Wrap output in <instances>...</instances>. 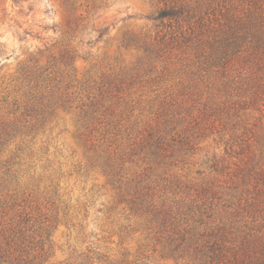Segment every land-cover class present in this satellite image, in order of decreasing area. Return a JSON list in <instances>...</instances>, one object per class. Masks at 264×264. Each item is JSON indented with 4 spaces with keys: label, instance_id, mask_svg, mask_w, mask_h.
<instances>
[{
    "label": "trees",
    "instance_id": "obj_1",
    "mask_svg": "<svg viewBox=\"0 0 264 264\" xmlns=\"http://www.w3.org/2000/svg\"><path fill=\"white\" fill-rule=\"evenodd\" d=\"M156 1L164 8L154 20H169L175 26L144 40L137 48L143 62L123 76L103 75L99 82L88 80L62 87L57 77L50 78L51 64L39 69L26 67L23 73L17 72L16 79L28 89L23 104L16 99L10 101L9 83L4 78L0 81V110H5L8 117L7 123L0 122V219H6L10 212L16 217L0 234V264L47 262L45 246L51 238V227H44L50 219L42 213L47 208L44 204H26L27 194L18 184L19 170L15 169L21 166L16 161L19 156L12 154L4 160L3 149L10 143L5 140L8 129L21 135L43 130L60 111L74 112V122L80 125L78 139L88 152L99 154L103 173L119 185L120 196L131 214L147 220L156 243L166 244L179 259L187 256L198 264H264V124L262 137H252L261 146V160L249 162L252 167L242 170L241 177L230 172V166L235 165L230 143H226L220 159L212 157L211 169L221 176H233L237 183L183 187L194 192L184 214L187 218L174 212L165 203V196L159 194L178 193L180 185L164 177L166 170L177 165L178 155L196 151L185 136L194 127H187L184 133L177 130L185 120L181 114L190 117L194 106L184 107L188 100L171 98L154 110V103L160 99L157 96L148 110L158 116L153 124L127 126L136 109L130 91L148 87L156 93L158 90L152 88L161 89L175 73L168 66L173 49L186 56L191 84H197L195 88L203 85L212 103L211 107L203 104L198 113L197 139L207 136L210 128L206 122L212 116L240 118L241 112L264 108V0ZM72 61L71 56H63L59 63L70 68ZM159 62L164 65L160 72ZM154 74L157 76L152 77ZM186 89L189 87L179 95L184 96ZM231 126L236 129L238 123ZM135 128L139 129L134 134ZM124 139L128 152L121 153L118 150ZM135 157H142L147 167L130 178L125 166ZM84 256L85 263L92 264L93 258Z\"/></svg>",
    "mask_w": 264,
    "mask_h": 264
},
{
    "label": "rangeland",
    "instance_id": "obj_2",
    "mask_svg": "<svg viewBox=\"0 0 264 264\" xmlns=\"http://www.w3.org/2000/svg\"><path fill=\"white\" fill-rule=\"evenodd\" d=\"M163 8L156 0H0V81L4 78L9 83L10 101L16 99L23 104L26 100V84L16 80L17 72L23 73L26 67L39 69L51 64L50 78L57 77L62 87L88 80L99 82L103 75L119 78L130 72L143 62V54L137 48L144 40L174 28L175 24L169 20H154ZM63 56L72 57L70 68L59 63ZM170 57L168 66L175 73L161 89L152 88L158 90L156 93H151L148 87L130 91L136 109L127 126L153 124L158 116L148 110L157 96L160 99L154 103V110L160 107V102L171 98L179 102L188 100L184 107L194 106L190 117L181 114L180 118L185 120L177 130L184 133L187 127H194L185 136L196 151L178 155L177 165L166 170L164 177L180 185L178 193L159 194L165 196L167 206L187 218L184 214L194 192L183 189L184 186L197 189L217 186L222 181L237 183L233 176H221L211 169L212 157L217 155L220 159L227 142L232 146L235 163L230 172H237L238 177L242 170L252 167L249 162L256 164L261 160V146L252 137H262L264 108L241 112L240 118L212 116L206 122L210 128L207 136L197 139L198 113L203 104L211 107L212 103L203 85L195 88L193 85L197 84H191L182 51L173 49ZM163 67L159 62L158 72ZM184 87L189 90L180 96ZM7 118L5 110H0V122L7 123ZM75 119L74 112L60 111L43 130L38 128L21 135L12 128L5 137L10 143L3 149V159L16 153L19 156L16 161L21 166L15 169L19 170L18 184L27 194L26 204L32 207L44 204L47 208L42 213L50 219L44 222V227H51H48L51 238L45 246L48 252L45 264H87L84 255L93 258L92 264H198L187 256L179 259L169 252L166 244L156 243L147 220L131 214L120 196L119 185L110 182L103 173L99 154L88 152L78 139L80 125ZM233 123H238L236 129L232 128ZM138 129L135 128L134 134ZM126 148L124 139L118 151L128 152ZM146 167L142 157H135L133 163L125 166L130 178L140 175ZM13 218L15 214L10 212L6 219H0V234L8 222L12 224Z\"/></svg>",
    "mask_w": 264,
    "mask_h": 264
}]
</instances>
